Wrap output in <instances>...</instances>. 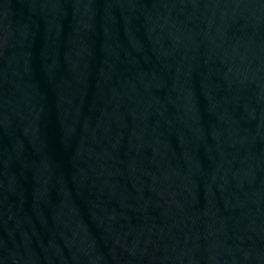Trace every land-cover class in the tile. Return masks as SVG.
<instances>
[{
    "label": "water",
    "instance_id": "water-1",
    "mask_svg": "<svg viewBox=\"0 0 264 264\" xmlns=\"http://www.w3.org/2000/svg\"><path fill=\"white\" fill-rule=\"evenodd\" d=\"M0 264H264V0H0Z\"/></svg>",
    "mask_w": 264,
    "mask_h": 264
}]
</instances>
